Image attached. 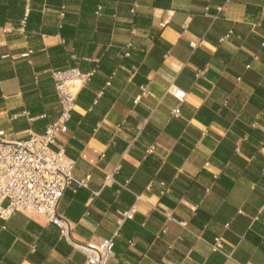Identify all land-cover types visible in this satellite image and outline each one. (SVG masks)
Masks as SVG:
<instances>
[{"label": "crops", "instance_id": "obj_1", "mask_svg": "<svg viewBox=\"0 0 264 264\" xmlns=\"http://www.w3.org/2000/svg\"><path fill=\"white\" fill-rule=\"evenodd\" d=\"M69 67L96 69L58 137L91 175L58 208L73 240L115 236L111 264H264V0H0V130L43 133L60 114L52 70ZM0 264L85 256L16 212Z\"/></svg>", "mask_w": 264, "mask_h": 264}, {"label": "built area", "instance_id": "obj_2", "mask_svg": "<svg viewBox=\"0 0 264 264\" xmlns=\"http://www.w3.org/2000/svg\"><path fill=\"white\" fill-rule=\"evenodd\" d=\"M64 9L65 5L62 16L65 15ZM31 53L30 49L22 56L29 57ZM95 72L96 69L83 72L78 67L52 70L60 114L43 133H31L27 139L20 140L0 130V219L7 220L16 212L29 217H43L47 223L58 227L62 238L84 254L85 264H111L115 236L85 243L74 241L71 233L76 223L58 212L65 191L87 187L91 179V175L84 178L74 176L76 159L68 156L64 147L58 145V137L68 131L80 91L93 79ZM171 92L180 100L185 97V92L178 87H172ZM173 113L179 115L180 109H174ZM109 180L115 181L114 173L106 177V183ZM135 212L136 207L132 206L120 213L121 219H131ZM130 243L133 244V241ZM210 246L227 258L233 257L232 252L224 249L220 237H216Z\"/></svg>", "mask_w": 264, "mask_h": 264}]
</instances>
